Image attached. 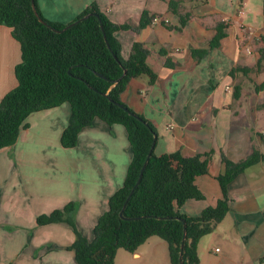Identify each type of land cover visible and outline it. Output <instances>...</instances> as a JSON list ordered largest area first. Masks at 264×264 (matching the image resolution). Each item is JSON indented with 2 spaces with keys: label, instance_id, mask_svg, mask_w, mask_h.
<instances>
[{
  "label": "crops",
  "instance_id": "0c3cea01",
  "mask_svg": "<svg viewBox=\"0 0 264 264\" xmlns=\"http://www.w3.org/2000/svg\"><path fill=\"white\" fill-rule=\"evenodd\" d=\"M91 1L37 4L46 18L67 23ZM96 1L117 23L138 25L144 11L148 17L170 19L115 31L125 58L133 41L145 42L147 62L157 73L153 83L146 75L132 77L120 98L154 124L156 154L211 150L207 170L195 177L203 197H190L179 207L186 215H197L222 197L217 178L224 169L222 154L237 161L254 147L264 153V66L258 62L264 46L263 0H178L174 12L169 0ZM218 23L225 35L212 46ZM20 57L11 27L0 23V99L17 84ZM69 114L66 102L31 111L16 141L0 149V178L16 175L24 185V200L48 211L74 200L76 217L91 221L123 183L130 146L121 123L96 117L80 130L67 163L59 160L54 168L53 155L64 148L60 135ZM227 194V212L197 241L199 264H264V158L239 172L228 183ZM158 251L169 259L166 240L151 235L133 253L150 260Z\"/></svg>",
  "mask_w": 264,
  "mask_h": 264
},
{
  "label": "trees",
  "instance_id": "16d2710c",
  "mask_svg": "<svg viewBox=\"0 0 264 264\" xmlns=\"http://www.w3.org/2000/svg\"><path fill=\"white\" fill-rule=\"evenodd\" d=\"M34 1L39 14L51 26L61 28L66 24L46 18L37 0ZM178 3V0H169L173 12ZM89 12L57 31L37 17L31 0H0V23L11 27L21 50L20 60L15 64L17 84L0 99V149L16 141L20 130L28 125L26 118L31 111L62 102L70 104L68 122L60 135L64 147L75 146L80 130L96 117L108 124L121 123L130 146L127 171L123 183L108 197L107 208L93 225V237L88 239L76 232L75 239L68 245L77 264H113L117 248L134 252L151 235L166 240L171 264H181L183 222L180 218L186 222L182 264H199L197 241L212 231L227 212L228 183L247 166L264 158V153L254 147L237 161L222 154L224 169L217 174L222 197L199 214L186 215L179 207L190 197H203L195 177L207 170L211 150L193 155H184L179 150L156 154L152 150L126 202L124 214L129 217L121 218L119 211L139 176L156 128L144 115L138 113V118L118 104L128 106L122 102L120 93L132 77L146 75L148 82L153 83L157 73L147 62L149 49L145 42L133 41L125 58L115 31L143 26L152 15L148 17L144 11L138 25L129 21L117 23L92 0L73 19ZM223 27L218 23L210 45L219 44L225 35ZM258 62L264 66V46L260 48ZM250 69L241 67L246 72ZM76 205V201L70 200L62 208L38 214L36 222L66 221L74 225Z\"/></svg>",
  "mask_w": 264,
  "mask_h": 264
},
{
  "label": "rangeland",
  "instance_id": "374dc122",
  "mask_svg": "<svg viewBox=\"0 0 264 264\" xmlns=\"http://www.w3.org/2000/svg\"><path fill=\"white\" fill-rule=\"evenodd\" d=\"M169 21L168 18L166 23ZM74 151L71 147L57 148L53 155L57 158L54 168L60 166L59 160L67 163L68 154ZM0 191V264H69L72 259L76 262L74 252L68 245L75 239L76 232L91 239L98 217L88 221L85 217H76L74 212V225L66 221L38 224L36 216L49 211L24 200V185L16 175L11 173L8 177L0 178ZM57 206L50 211L63 207ZM166 257L164 251H158L149 260L146 255L140 256L119 247L113 264H170Z\"/></svg>",
  "mask_w": 264,
  "mask_h": 264
},
{
  "label": "water",
  "instance_id": "95a60500",
  "mask_svg": "<svg viewBox=\"0 0 264 264\" xmlns=\"http://www.w3.org/2000/svg\"><path fill=\"white\" fill-rule=\"evenodd\" d=\"M31 3H32L33 10H34L35 14L37 15V17H38L41 21H43V22H45L46 24H48V25L51 26V24H49L48 22H46V21L43 19V17L39 14V12L37 11L35 1H34V0H31ZM90 13H91V12L86 13V14H84V15L78 17V18H75V19H73V20L67 22V23H66L63 27H61V28H57V27H53V26H51V27H52L53 29L57 30V31L64 30L65 28H67L68 26H70L71 24H73L74 22L78 21L79 19H82L83 17L89 15ZM101 27H103L102 24H101ZM104 37H105V39H106L107 44L109 45L105 33H104ZM125 70H126V68H124V72H125ZM109 98L112 99L111 96H109ZM118 104H120L121 106L125 107L129 112H131L132 114H134L135 116H137L138 118H140V116L138 115V113H137L136 111H134L133 109H130L128 106L124 105L123 103L118 102ZM156 135H157V133H156V131H155V132L153 133V139H152V142H151L150 148H149V150H148V152H147V155H146V158H145V160H144V163H143V165H142V167H141V170H140L139 176H138V178H137V180H136L134 186H133L132 189L130 190L129 194L127 195L126 200L124 201V203H123V205H122V207H121V209H120V211H119V216H120L121 218H128V217H129V216H127L126 214H124V208H125L126 202H127L128 198L130 197V195H131V193H132L134 187L138 184V182H139V180H140V178H141V175H142V173H143V169H144V167H145V165H146V163H147V161H148V159H149V157H150V155H151V153H152V150H153V147H154V144H155V141H156ZM180 219H181L182 222H183V237H182V238H183V240H184L185 235H186V222H185L184 218H180ZM183 240H182V242H181V251H180V263H181V264H182V247H183Z\"/></svg>",
  "mask_w": 264,
  "mask_h": 264
},
{
  "label": "built area",
  "instance_id": "2783aa9c",
  "mask_svg": "<svg viewBox=\"0 0 264 264\" xmlns=\"http://www.w3.org/2000/svg\"><path fill=\"white\" fill-rule=\"evenodd\" d=\"M151 20H152L153 22H167V21H168V17H166V16H162V15H160V14H154V15H152V17H151ZM226 88H227V89H230L231 87H230V85H226Z\"/></svg>",
  "mask_w": 264,
  "mask_h": 264
}]
</instances>
